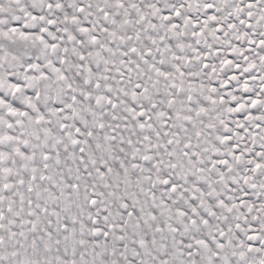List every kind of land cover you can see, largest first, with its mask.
I'll return each instance as SVG.
<instances>
[{
    "label": "snow or ice",
    "instance_id": "1",
    "mask_svg": "<svg viewBox=\"0 0 264 264\" xmlns=\"http://www.w3.org/2000/svg\"><path fill=\"white\" fill-rule=\"evenodd\" d=\"M0 264H264V0H0Z\"/></svg>",
    "mask_w": 264,
    "mask_h": 264
}]
</instances>
